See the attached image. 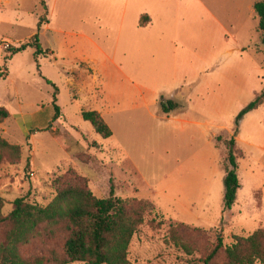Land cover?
Listing matches in <instances>:
<instances>
[{
    "label": "rangeland",
    "instance_id": "1",
    "mask_svg": "<svg viewBox=\"0 0 264 264\" xmlns=\"http://www.w3.org/2000/svg\"><path fill=\"white\" fill-rule=\"evenodd\" d=\"M47 1L52 31H44L41 40L55 52L62 53L66 33L85 32L116 56L133 84L148 90L143 91L150 101L182 86L192 89L178 95L182 101L164 98L153 106L135 87L120 98L124 79H110L117 97L101 111L112 137L102 139L81 117L103 105L101 86L90 81L82 92L67 88V76L48 56L38 59L34 48L9 52L31 43L38 19L46 21L39 0L0 6V107L9 114L0 137L21 148L18 162L5 157L0 164L3 216L18 198L46 206L56 194L54 180L71 169L88 180L98 199L108 198L112 187L115 197L155 206L130 242L129 264H203L217 239L230 246L235 236L264 229V103L237 121L264 89V46L253 10L259 0H142L154 22L164 24L165 35L141 50L127 31L115 42L110 0ZM46 79L60 88L57 117L50 102L57 91ZM164 102L178 108L164 114ZM31 114H37L33 122ZM233 136L243 154L237 168L241 187L225 211V141ZM176 229L192 255L170 240ZM49 247L62 251L56 242ZM20 250L26 257L48 256L37 240Z\"/></svg>",
    "mask_w": 264,
    "mask_h": 264
},
{
    "label": "trees",
    "instance_id": "2",
    "mask_svg": "<svg viewBox=\"0 0 264 264\" xmlns=\"http://www.w3.org/2000/svg\"><path fill=\"white\" fill-rule=\"evenodd\" d=\"M39 5L47 13L44 0ZM258 18V29L261 32V44L264 46V0L253 5ZM43 21L39 19L38 29ZM147 18L141 17L139 25L145 26ZM27 48L35 49V56L46 52L39 45L38 34L32 37L31 43L21 44L9 52L17 54ZM54 88L55 86L46 81ZM264 103V89L255 96L238 115L237 121L247 113L257 110ZM161 103L164 114L178 108L176 104ZM52 107L57 114L59 108L53 95ZM81 117L88 122L94 132L102 139L112 137V131L96 111H83ZM9 118L8 112L0 107V124ZM237 134V130L235 135ZM227 148L224 165L223 210H230L236 201L241 187L237 168L242 152L235 149L234 136L225 141ZM7 157L12 162L21 158V148L10 144L0 137V164ZM54 198L46 205H32L23 198L13 201V208L7 216H3V200L0 198V264H129L128 248L144 216L155 211V206L141 199H121L115 197L110 188L109 197L96 198L89 188L88 180L69 169L53 182ZM179 227H182L181 225ZM172 243L186 255L192 250L178 230L169 232ZM38 241L47 252V257H26L21 248L28 247ZM56 242L62 251L50 249L49 245ZM203 264H264V229H258L248 236H235L230 246H224L220 239L215 246L205 253Z\"/></svg>",
    "mask_w": 264,
    "mask_h": 264
},
{
    "label": "crops",
    "instance_id": "3",
    "mask_svg": "<svg viewBox=\"0 0 264 264\" xmlns=\"http://www.w3.org/2000/svg\"><path fill=\"white\" fill-rule=\"evenodd\" d=\"M111 3L109 5L110 15L114 21V30H113V38L116 43H119L125 31H127L126 37L137 38L135 44H137L138 49H143L147 44L155 41H160L162 34V29L164 24H156L153 20V16L151 13L142 8L141 3L142 0H110ZM46 9H47V19L46 22L42 23L38 29V40L39 45L46 52L44 56H48V62L58 70L61 71L62 75H66L67 79L64 85L67 88H74L76 90L83 91V87L88 84L90 81L93 86L96 88L97 86H101V91L98 93V99H100L103 104L101 108L96 111L102 117V109L104 106H109L111 101L115 100L117 97L116 94H112L110 88L108 87L109 81L112 78L124 79L123 89L124 93L119 94L120 98L127 99L126 92L132 87L137 88L141 92V98L143 102H146L149 105L157 106L159 103V99H168V101L180 100L178 95L181 93H189L192 89V86H182L176 89L173 93H161L156 96L152 101L148 96L144 93L143 90L148 91L146 88L134 85L133 82L129 78V74L126 68H123L121 64L117 63L115 60V55L106 54L102 48L98 45L97 41L93 39V37L87 35L85 32L79 33H66L61 44V52H55L53 47H49L48 45H44L41 40V34L44 31H52L50 28V16H51V6L47 0H44ZM10 4V0H0V6ZM145 16L147 18V24L145 26H140L141 17ZM40 19V18H39ZM38 19V22H39ZM126 19H128V23L126 26ZM172 25V24H166ZM54 32V31H53ZM56 33H63V31H56ZM35 35V34H34ZM33 35V36H34ZM32 36V37H33ZM89 47V48H87ZM85 48V52L83 51ZM63 49V50H62ZM79 50V51H78ZM175 54V51H174ZM42 57L40 55L38 59ZM53 62V63H52ZM60 69V70H59ZM45 81H48L47 79ZM50 82V81H48ZM51 83V82H50ZM57 89V94L55 96V104L58 106V98L60 96V88L55 86ZM109 91V92H108ZM148 93V92H147ZM51 104L53 103V96L50 99ZM164 102L163 104H165ZM59 108V107H58ZM37 114H31V122H33V118L36 117ZM164 118V117H163ZM25 120V116H20L18 121L19 123H23ZM45 122V121H44Z\"/></svg>",
    "mask_w": 264,
    "mask_h": 264
}]
</instances>
